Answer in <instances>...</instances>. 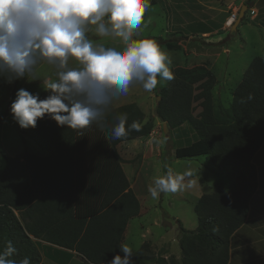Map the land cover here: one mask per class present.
<instances>
[{
  "label": "trees",
  "instance_id": "trees-1",
  "mask_svg": "<svg viewBox=\"0 0 264 264\" xmlns=\"http://www.w3.org/2000/svg\"><path fill=\"white\" fill-rule=\"evenodd\" d=\"M223 1V0H217ZM158 0H150L149 7ZM247 7L246 4H244ZM246 12H244L245 15ZM243 19V18H242ZM258 20V18H256ZM167 49L176 47L163 42ZM174 78L157 93L155 116L167 131L193 139L176 147V160L204 157L214 173L225 174V188L202 194L193 206L197 227L186 230L178 222L179 257L164 258L144 242L133 252L134 264H227L231 236L245 222L249 201L257 188L253 158L264 141V59L254 57L232 92L229 106L215 102L218 80L208 64L192 68L174 66ZM252 100H246L248 94ZM246 102H241V99ZM199 111L194 114V102ZM128 116L141 131L113 140L114 118ZM155 128L134 103L112 109L105 127L83 130L58 127L44 119L35 129L19 134L44 151V157L24 147L6 157L0 173V250L12 240L32 264H42L37 241L74 251L87 264H108L128 222L140 214V202L121 168L117 147L147 138Z\"/></svg>",
  "mask_w": 264,
  "mask_h": 264
},
{
  "label": "clouds",
  "instance_id": "clouds-1",
  "mask_svg": "<svg viewBox=\"0 0 264 264\" xmlns=\"http://www.w3.org/2000/svg\"><path fill=\"white\" fill-rule=\"evenodd\" d=\"M150 0H0V84L39 82V91L17 88L9 106L11 120L22 130L35 129L44 119L58 127L83 130L105 127L112 106L139 84L152 92L171 81L172 59L152 38H143ZM41 92L45 93L43 97ZM254 97L248 94L246 100ZM241 102H246L243 98ZM110 129L113 140L140 132L121 113ZM192 173L167 168L148 192L153 199L177 193ZM12 240L0 250V264L17 261ZM133 249L120 244L108 264H134Z\"/></svg>",
  "mask_w": 264,
  "mask_h": 264
},
{
  "label": "rangeland",
  "instance_id": "rangeland-1",
  "mask_svg": "<svg viewBox=\"0 0 264 264\" xmlns=\"http://www.w3.org/2000/svg\"><path fill=\"white\" fill-rule=\"evenodd\" d=\"M195 1L200 3L204 9L209 7L217 11L212 21L206 20L204 23L203 19L205 18L202 16L204 9L198 11L191 6V0H158L154 6L147 9L146 27L142 30V37L155 39L161 49L169 54L172 59L170 69L177 65L192 68L201 65L202 60L210 61V69L218 80L217 87L213 90L215 102L227 108L231 102L232 92L241 81L251 60L254 57L264 59V1ZM229 3H232L233 7H238L240 3H243L249 6V9L235 31H231L230 28L219 30L223 21L230 15L227 9ZM252 3L255 10L260 11L258 20L251 18ZM172 12L174 14H171ZM171 24H174L175 27H171ZM205 32L206 34H203ZM163 42L176 47L167 49ZM192 48L205 56L190 59V63L185 65L183 63L185 51ZM38 84V81L31 84L19 81L12 86L0 84V173L4 165L2 154L6 157H15L22 153L24 147L28 152L35 153L34 155L45 153L33 142L19 134L18 126L9 115V106L14 98L15 90L25 87L33 92L39 91ZM165 84L166 81H162L150 93L145 92L141 85L135 84L130 88L127 96L122 97L113 105V107H119L136 103L145 114L146 119H152L155 123L152 138L146 140L142 145V147L151 149L148 158L138 161L134 158L141 147H131L130 152L125 151L124 145L120 144L117 147L121 156L132 158L131 168L133 167V172L136 171L139 176L135 181L133 191L140 202V215L129 221L124 244H127L135 252L144 242L158 243V239L163 236L165 237L164 241L171 244V253L179 257L180 251L177 238H175L178 236V222L186 230H195L197 221L193 212L194 203L201 194L212 193L216 187H224L229 177L225 174L212 172L207 167L208 163L204 157L174 159V149L186 145L187 139L191 141L192 136L189 132L183 137L178 134H170L167 128L163 131V125L156 118V95L160 87ZM43 95L45 93L41 92L42 97ZM194 106V114H196L199 111L197 101L194 102ZM169 167L173 169L174 174L182 175L186 171H190L192 176L186 177L184 183L185 185L191 183V186H186L183 191L161 194L158 199H153L148 188L153 184L154 178L164 175ZM129 179H131L130 176ZM199 179L202 180V183L199 182ZM45 261L50 264L48 259ZM69 264L87 263L77 259Z\"/></svg>",
  "mask_w": 264,
  "mask_h": 264
},
{
  "label": "crops",
  "instance_id": "crops-1",
  "mask_svg": "<svg viewBox=\"0 0 264 264\" xmlns=\"http://www.w3.org/2000/svg\"><path fill=\"white\" fill-rule=\"evenodd\" d=\"M257 1L263 2L264 0H257ZM191 3H192L191 6L195 7L198 11H200V9H202V8L204 9V7L200 3H197L195 0H191ZM232 5H233L232 3H229L227 6V9L229 10V14H230V12H232L236 8H239V9L242 8L244 4L240 3L238 7H233ZM251 6L252 7H250V10H254V13L251 14V16H252L251 18L253 20L256 18H259L260 11L258 12L257 10H255V8L253 7V3ZM247 7L248 8H246L245 12H247V10L249 9V6H247ZM203 11H204V14L202 16L205 18V19H203L204 23L206 20L212 21V19H214L215 15L217 13V11L215 9H211L209 7H207ZM171 14H174V13L172 12ZM227 18L223 21V24L219 28V30L228 29L226 27ZM173 25L174 24H171V27H175V25L174 26ZM172 29L175 30L176 28L175 29L172 28ZM175 32H179V31H175ZM203 34H206V32ZM204 56H205V54L200 53V52H198V50L192 48L189 51H185L183 63H185V65H187L190 63V59L203 58ZM201 63H202L201 65L208 64V66L211 67L210 61L208 62L206 60H202ZM177 66H179V65H177ZM160 88H162V87H160ZM134 104H136V103H134ZM137 106L139 107V105H137ZM117 107L112 106L111 110L114 108H117ZM179 133L182 134V137L184 135H187L186 130H183ZM153 134H154V131L145 139H136L133 141L122 143L121 145H124L123 147L126 149L125 150L126 152H130L131 147H134V148H140L141 147V149L139 150V152H137V154L135 155L134 158H136V161L146 159V158H148V154H149L151 149L145 148L144 146L142 147V145H143V143H145L146 140H150L152 138ZM171 134L177 135L174 131H172ZM192 139H193V136H192ZM31 154H35V153H31ZM45 155H46V153L37 154L38 157H44ZM119 155H120V153H119ZM120 157L122 158L121 168H122L128 182H129L130 188L133 191L134 186L136 184L135 181L139 176L137 175L136 171L133 172L134 168L133 167L131 168L132 158H130V157L124 158L121 155H120ZM136 161L134 162V164L136 163ZM252 162H253V165L255 166L256 174H257V188H256L255 193L253 194V196L251 197V199L249 201L248 214H247V218H246L245 222L237 231H235L233 233V235L230 238L229 248H228L229 257H228L227 264H264V141H263L260 149L255 154ZM127 166H128V171H127ZM207 167H209L211 170V167L209 164H207ZM129 176L131 177V179H129ZM229 181H230V179L228 180L227 183H225L224 187H221V189L225 188L228 185ZM199 182L202 183V180L199 179ZM216 188H219V187H216ZM128 227L129 226L127 224L126 229H125L124 234H123L122 244H124V242L126 240ZM164 238L165 237L161 236L158 239L159 242L158 243H152L151 246L154 248V250L156 252L159 250H163L164 251V253H163L164 258H167L170 255H174V254H172L171 250H170L171 244L168 243L167 241H164ZM175 238H177V236ZM32 239L37 241V243L40 247V252H41V256H42V260H41L42 264H47L45 259H48L50 264H69L70 262L77 260V259L80 261H83L81 258H79L77 256V254L74 251H72V252L71 251H65L63 249H60L58 247H55V246L50 245L48 243H45L43 241H38L34 238H32ZM176 241H177V239H176ZM177 258H178V256H177Z\"/></svg>",
  "mask_w": 264,
  "mask_h": 264
},
{
  "label": "water",
  "instance_id": "water-1",
  "mask_svg": "<svg viewBox=\"0 0 264 264\" xmlns=\"http://www.w3.org/2000/svg\"><path fill=\"white\" fill-rule=\"evenodd\" d=\"M246 10V6L243 5L242 8L239 9L238 16L235 20V22L231 25L230 30L235 31L236 27L239 25V23L242 21V18L244 16V12ZM159 101V97L156 99V103ZM163 131L166 129V124H163Z\"/></svg>",
  "mask_w": 264,
  "mask_h": 264
},
{
  "label": "built area",
  "instance_id": "built-area-1",
  "mask_svg": "<svg viewBox=\"0 0 264 264\" xmlns=\"http://www.w3.org/2000/svg\"><path fill=\"white\" fill-rule=\"evenodd\" d=\"M238 12H239V8H236L230 13V15H229V17L227 18V21H226V27L227 28H230L231 25L235 22V20H236V18L238 16ZM251 13L253 14L254 10H251Z\"/></svg>",
  "mask_w": 264,
  "mask_h": 264
}]
</instances>
